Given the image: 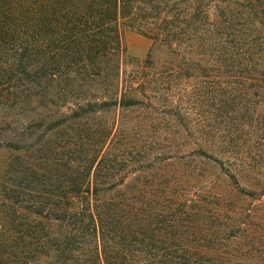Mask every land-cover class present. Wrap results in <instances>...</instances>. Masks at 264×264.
Masks as SVG:
<instances>
[{"label":"trees","instance_id":"obj_1","mask_svg":"<svg viewBox=\"0 0 264 264\" xmlns=\"http://www.w3.org/2000/svg\"><path fill=\"white\" fill-rule=\"evenodd\" d=\"M124 29L151 40L145 60ZM179 78L204 81L218 112L198 125L217 152L188 155L239 183L264 161V0H0V108L56 109L38 118L42 159L3 146L16 156L0 167V264H264L234 241L231 191L186 193L177 162L152 157L153 121L122 115L160 108L192 136L168 104Z\"/></svg>","mask_w":264,"mask_h":264},{"label":"rangeland","instance_id":"obj_2","mask_svg":"<svg viewBox=\"0 0 264 264\" xmlns=\"http://www.w3.org/2000/svg\"><path fill=\"white\" fill-rule=\"evenodd\" d=\"M123 39L127 53L133 59L145 60L147 58L151 47L149 38L135 30L124 29ZM167 81H169V87L171 86L168 104L172 107L180 105L182 112L189 113L197 121L194 127L198 129V132H193L192 136L187 132L185 137H180L178 132L183 131L181 124L176 125V122L160 108H153V110L148 106L131 108L123 111L122 115L132 121L130 127L142 121L144 117L148 122L153 121L147 128L150 137H154L152 144H148L153 147L152 157L155 156L156 161L158 157H163V159L166 158L165 161L173 160L177 162L180 167H178L179 172L185 175L186 179L184 181L187 180L183 186L186 193L194 197L201 195L204 198L205 196L210 197V194L212 196V192L209 193L211 190L216 193L227 187L231 191V198L226 205V215L230 213L233 216V223L237 227L246 228V232H242V235L240 234L234 241L241 247H249L250 251L253 249L250 255L253 256L254 260H264V161H261L262 163L257 162L254 170L239 176V183L233 179H229V183H225V179L216 176V169L206 164L205 159L207 158H203V156L193 160L191 155L188 154L193 149H200V146L209 151L214 149L217 152L212 138L210 137L209 143L203 138L204 136L208 138V135L207 129L202 126L208 125V123H216L218 112L210 102L201 97L202 85L207 86L204 81L197 78H179ZM161 104L162 102H159V100L156 101V105ZM55 110V108L48 110L42 107L37 109L34 106H24L18 112L14 109L0 108V145H2L0 147V167L8 164L13 156H16L9 148L3 147L10 140L15 139L17 141L31 163L47 155L46 150L50 145L47 140L51 133H44V126L38 124L40 122L38 118L53 113ZM116 114L113 112L111 119H114ZM209 115H212V117ZM147 121L141 122V130L145 138H147V134L143 131V125L148 123ZM199 123L202 125L200 128L198 127ZM22 128L23 132H21ZM52 139L54 140V138ZM139 139L141 140V138ZM139 145L148 146L144 143V140L140 141ZM195 167H197L196 170ZM171 169L173 172V168ZM193 170H195V174L191 173ZM258 181L262 183L263 192L257 190L261 187L256 184ZM248 189H256V192L249 193L247 192ZM259 249L262 253L259 252Z\"/></svg>","mask_w":264,"mask_h":264}]
</instances>
